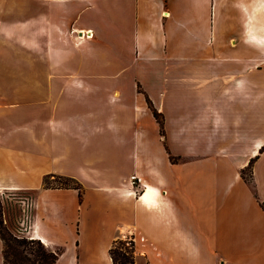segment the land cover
<instances>
[{
	"label": "crops",
	"instance_id": "1",
	"mask_svg": "<svg viewBox=\"0 0 264 264\" xmlns=\"http://www.w3.org/2000/svg\"><path fill=\"white\" fill-rule=\"evenodd\" d=\"M38 1L48 13L0 21V193L32 194L19 236L54 264H112L127 236L134 264H264V0Z\"/></svg>",
	"mask_w": 264,
	"mask_h": 264
},
{
	"label": "rangeland",
	"instance_id": "2",
	"mask_svg": "<svg viewBox=\"0 0 264 264\" xmlns=\"http://www.w3.org/2000/svg\"><path fill=\"white\" fill-rule=\"evenodd\" d=\"M48 10H49V5H47L43 1L6 0L4 1L3 7L0 10V21H5L8 23V26L14 27L16 23L21 22V21L30 22L33 14L48 13ZM182 22H183L182 27H183L185 36H188L187 31L191 27V23H189V21H187L186 19H183ZM21 43H22L21 40H19V44ZM202 43H205V41H201V44ZM24 44H31L30 38L26 39L24 41ZM8 46H9V50L7 52L8 62L19 60L18 58L19 57V45H16V44L14 45L12 42H9ZM24 49H25V54H28L29 58H31V52H30L31 48L28 46L27 47L25 46ZM20 59L24 61V62L21 61L22 63H24V65L23 66L19 65V76L24 77V80L23 81L19 80V91H20L19 96L20 94L22 95V99L19 98V104L21 106H27V107H22L23 109H30L31 108L30 106L32 103V91H33L34 83H33L32 77L27 73L29 72V69H31V65L29 64L28 60L24 58H20ZM43 86H46V85H43ZM43 92L45 91L43 90ZM244 174L248 175L249 170H245ZM53 179L54 178L50 176L48 180L50 183L55 184L57 181ZM42 185H43V180H42ZM31 196H32L31 193L25 192V191H16V192L3 191L0 193L2 219L4 220L5 218L4 216H6V219H7V224L6 222H4V225L10 232H12L15 235L19 236V232H18L19 224H15L14 221H16V219H19L20 217L21 218L24 217L21 211V206L19 202L20 201L28 202ZM122 239L125 240V243L120 245V247L123 249L126 248V250H128L130 237L127 236ZM32 246L36 247V245H32Z\"/></svg>",
	"mask_w": 264,
	"mask_h": 264
},
{
	"label": "trees",
	"instance_id": "3",
	"mask_svg": "<svg viewBox=\"0 0 264 264\" xmlns=\"http://www.w3.org/2000/svg\"><path fill=\"white\" fill-rule=\"evenodd\" d=\"M146 101L149 108L152 111L154 118L159 125V132L165 143V131L163 129V117L162 115L153 107L151 101L146 96ZM174 160L173 157H170ZM253 165V159H251L248 165L241 170V175L245 180H250L251 178V168ZM249 170V174L245 175L244 171ZM53 177L55 184L49 182V177ZM45 175L43 178V186L45 188H73L77 190L78 198H81L83 187L79 181L74 178L49 174ZM264 208V203L261 204ZM0 239L3 242V264H54L57 259V253L48 250L44 244L38 239L26 238L23 236H18L10 232L4 225V220L1 214V202H0ZM125 243L123 239H117L114 241L109 249L112 264H134V243L130 238L129 249L121 248L120 245ZM32 245H36L33 247ZM124 250V251H122Z\"/></svg>",
	"mask_w": 264,
	"mask_h": 264
},
{
	"label": "bare ground",
	"instance_id": "4",
	"mask_svg": "<svg viewBox=\"0 0 264 264\" xmlns=\"http://www.w3.org/2000/svg\"><path fill=\"white\" fill-rule=\"evenodd\" d=\"M86 32H88V31H86ZM148 192H150V190L148 189V191H146L144 194H143V196H142V198L143 199H146L147 197H149V193Z\"/></svg>",
	"mask_w": 264,
	"mask_h": 264
}]
</instances>
